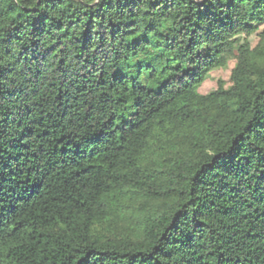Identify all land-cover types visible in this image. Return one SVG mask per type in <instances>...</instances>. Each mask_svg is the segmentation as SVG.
<instances>
[{
  "label": "trees",
  "instance_id": "trees-1",
  "mask_svg": "<svg viewBox=\"0 0 264 264\" xmlns=\"http://www.w3.org/2000/svg\"><path fill=\"white\" fill-rule=\"evenodd\" d=\"M0 264H264V0H0Z\"/></svg>",
  "mask_w": 264,
  "mask_h": 264
},
{
  "label": "rangeland",
  "instance_id": "rangeland-1",
  "mask_svg": "<svg viewBox=\"0 0 264 264\" xmlns=\"http://www.w3.org/2000/svg\"><path fill=\"white\" fill-rule=\"evenodd\" d=\"M243 38H244V35L240 34L233 41L235 49H237L239 45L243 44L244 42ZM250 42L252 44H255L256 39L251 37ZM231 66H232V63L230 64V67ZM230 67L228 69L214 71L211 75V78L207 82H205L204 85L201 87L200 92L207 93L212 88H215L216 81L218 79H222L226 83H228L229 76H230V73H229ZM193 100H194L193 95H189L184 98V102L187 104V106H191L193 103ZM187 125H188V121L177 117L176 110L172 108L162 118L156 119L154 121L155 131L150 139V142L147 148L142 153L138 151H134L132 153V158L138 160L140 164L142 165V167L144 168V171L148 172L152 168L159 152L161 151L162 144L168 138L179 137L182 130Z\"/></svg>",
  "mask_w": 264,
  "mask_h": 264
}]
</instances>
